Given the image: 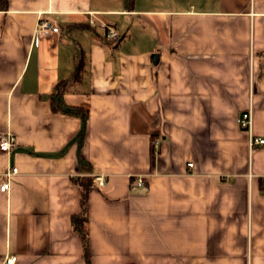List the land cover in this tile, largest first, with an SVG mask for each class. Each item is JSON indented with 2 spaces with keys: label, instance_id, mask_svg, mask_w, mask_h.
Masks as SVG:
<instances>
[{
  "label": "crops",
  "instance_id": "1",
  "mask_svg": "<svg viewBox=\"0 0 264 264\" xmlns=\"http://www.w3.org/2000/svg\"><path fill=\"white\" fill-rule=\"evenodd\" d=\"M38 17L57 32L35 38ZM79 59L59 99L84 123L49 100ZM5 132L16 146L0 175L16 174L0 257L13 264H85L70 220L87 178L89 264H264V142L249 145L264 141V0H6Z\"/></svg>",
  "mask_w": 264,
  "mask_h": 264
},
{
  "label": "built area",
  "instance_id": "2",
  "mask_svg": "<svg viewBox=\"0 0 264 264\" xmlns=\"http://www.w3.org/2000/svg\"><path fill=\"white\" fill-rule=\"evenodd\" d=\"M57 32V27L53 25L47 19H43L41 17L37 18V22L34 27V37L37 38L39 35L48 34V33H55ZM119 38V35L116 31L112 29H105L103 32V39L105 41H112L115 42ZM236 124L240 129L248 130L250 124V113L249 111L242 112L236 119ZM263 139L252 138L249 137V145H260L263 144ZM157 145L156 141H152L151 146L155 149ZM16 143L13 136L8 133H1L0 134V154L8 157L10 152L15 148ZM191 165L188 164V167ZM16 174V168L14 166H10L7 164L5 171L0 175V192H6L9 187V180L10 178ZM93 181L97 186L103 185V177L101 175H94ZM130 184L137 187L142 188L143 179L140 176H134L130 179ZM14 257L12 256H2L0 257V264H13Z\"/></svg>",
  "mask_w": 264,
  "mask_h": 264
},
{
  "label": "trees",
  "instance_id": "3",
  "mask_svg": "<svg viewBox=\"0 0 264 264\" xmlns=\"http://www.w3.org/2000/svg\"><path fill=\"white\" fill-rule=\"evenodd\" d=\"M131 1V0H129ZM6 8V0H0V9L4 10ZM122 38L119 37L114 43L115 45L118 44V42ZM83 68V62L81 59L77 60L74 64L71 72L69 75L60 80L58 83H56L49 95V100L51 103V108L53 111H58L62 113H66L69 115H74L79 117L81 123H84L85 118V111L78 108H68V107H62L60 105V96L63 92L67 90V87L74 83L79 81L81 72ZM77 185L79 188V205L81 209V214L78 216L71 217L70 225L71 229L79 236V239L81 241V256L84 260L85 264H89V254H88V248L86 243V214H85V204H86V198H87V192L92 184V179L87 178L85 180H77Z\"/></svg>",
  "mask_w": 264,
  "mask_h": 264
}]
</instances>
